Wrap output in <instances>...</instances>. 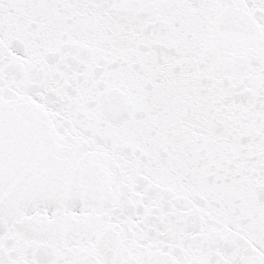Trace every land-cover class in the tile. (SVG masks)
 Returning a JSON list of instances; mask_svg holds the SVG:
<instances>
[{
  "label": "snow or ice",
  "instance_id": "obj_1",
  "mask_svg": "<svg viewBox=\"0 0 264 264\" xmlns=\"http://www.w3.org/2000/svg\"><path fill=\"white\" fill-rule=\"evenodd\" d=\"M0 264H264V0H0Z\"/></svg>",
  "mask_w": 264,
  "mask_h": 264
}]
</instances>
